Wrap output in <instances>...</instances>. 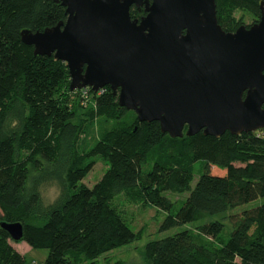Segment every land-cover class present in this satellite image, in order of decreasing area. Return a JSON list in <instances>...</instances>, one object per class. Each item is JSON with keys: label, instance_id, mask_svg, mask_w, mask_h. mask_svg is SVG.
<instances>
[{"label": "trees", "instance_id": "16d2710c", "mask_svg": "<svg viewBox=\"0 0 264 264\" xmlns=\"http://www.w3.org/2000/svg\"><path fill=\"white\" fill-rule=\"evenodd\" d=\"M261 1L215 0L218 23L230 32L243 14L258 21ZM67 17L55 0H0V221L21 223L20 241L49 250L41 264H100L143 234L114 203L123 194L167 212L161 230L186 226L147 242L138 263L106 264H264V204L230 215L227 238L222 221H208L264 196V129L172 137L120 106L108 85L87 88L91 103L83 105L84 89L70 91L67 64L21 39L24 29L42 31ZM99 158L107 169L88 187L82 180ZM213 166L226 171L214 174ZM50 183L59 194L47 203L42 187ZM165 191L189 195L172 201ZM11 239L0 227V264H26Z\"/></svg>", "mask_w": 264, "mask_h": 264}, {"label": "water", "instance_id": "95a60500", "mask_svg": "<svg viewBox=\"0 0 264 264\" xmlns=\"http://www.w3.org/2000/svg\"><path fill=\"white\" fill-rule=\"evenodd\" d=\"M55 1L66 21L21 39L67 64L70 91L108 85L120 106L172 137L264 129V0L258 21L230 32L215 0ZM132 5L147 14L132 18ZM0 227L23 238L19 222Z\"/></svg>", "mask_w": 264, "mask_h": 264}, {"label": "rangeland", "instance_id": "374dc122", "mask_svg": "<svg viewBox=\"0 0 264 264\" xmlns=\"http://www.w3.org/2000/svg\"><path fill=\"white\" fill-rule=\"evenodd\" d=\"M243 12L238 11L236 13L237 17H240ZM242 24H251L253 21V17L250 14L242 15ZM83 93V92H82ZM82 93H78V96L81 97V103L85 106L91 103V97L89 92L82 95ZM83 97V98H82ZM74 98V97H73ZM264 132V131H263ZM93 141H91V145ZM239 165V164H237ZM199 163H196V171L194 174V179L191 183V186L194 187L197 183L200 174L198 171ZM217 168L220 171H226L220 169L216 166L212 167V173H217ZM107 166L104 159H98L96 164L90 170V172L83 178L82 182L85 183L88 187H93L103 176L106 171ZM42 194L44 197V201L47 203L52 202L59 194V188L55 183L46 184L42 187ZM164 195L169 197L172 201H177L178 199H185L189 192L186 191L184 193H175L172 191H165ZM118 202L119 208L121 210L122 216L129 223L132 230L139 231L143 230L142 237L130 244L124 245L122 247L113 249L105 254H103L99 258L100 264H106V260L108 258L118 259L122 258L129 263H138L142 260V249L145 244L151 240H158L165 238L167 236L173 235L174 233L182 230L184 226H175L169 229L161 230V224L163 223L167 212L158 209L153 205H143L141 203H132L125 197L123 194L117 195L114 198V203ZM264 204V196H260L255 200H252L248 203L242 204L234 209L229 210L225 215H217L208 219L211 220H220L224 223V230L222 235L224 237H229L233 225L231 219L229 218L232 214L241 213L243 210L251 209L257 207L259 205ZM179 205V204H178ZM225 216V217H223ZM1 222V221H0ZM192 225H188L187 227H191ZM11 244L15 247L17 251L26 257V264H41L47 257L49 250L46 248L34 249L32 248L26 241H15L13 239L10 240Z\"/></svg>", "mask_w": 264, "mask_h": 264}, {"label": "flooded vegetation", "instance_id": "af4514ba", "mask_svg": "<svg viewBox=\"0 0 264 264\" xmlns=\"http://www.w3.org/2000/svg\"><path fill=\"white\" fill-rule=\"evenodd\" d=\"M134 8L137 11L136 15H138V17H136V18H141L142 16L147 14V12L145 11V5L140 6V8L137 7L136 5H132L130 10L134 9ZM186 129H187V125L185 126L184 132L186 131Z\"/></svg>", "mask_w": 264, "mask_h": 264}, {"label": "built area", "instance_id": "2783aa9c", "mask_svg": "<svg viewBox=\"0 0 264 264\" xmlns=\"http://www.w3.org/2000/svg\"><path fill=\"white\" fill-rule=\"evenodd\" d=\"M87 88H89V87H85V88H83L84 90H83V94H85V93H87L88 92V89ZM264 134V133H263Z\"/></svg>", "mask_w": 264, "mask_h": 264}]
</instances>
